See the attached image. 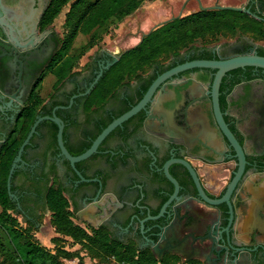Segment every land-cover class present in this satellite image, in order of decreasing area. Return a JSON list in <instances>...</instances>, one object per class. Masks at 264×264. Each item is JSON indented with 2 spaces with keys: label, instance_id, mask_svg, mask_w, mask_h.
Masks as SVG:
<instances>
[{
  "label": "flooded vegetation",
  "instance_id": "1",
  "mask_svg": "<svg viewBox=\"0 0 264 264\" xmlns=\"http://www.w3.org/2000/svg\"><path fill=\"white\" fill-rule=\"evenodd\" d=\"M232 2L215 0L203 5L199 0L198 5L199 9H231L213 8L217 3L242 6L234 10L246 12L248 21L250 17L258 20L257 30L248 24L246 35L231 41H195L141 68L130 67L123 57L150 31L143 32L135 44L125 49L113 52L102 48L88 56L82 67L69 73L38 105L36 117L55 111L64 120L67 148L72 154H79L109 122L137 104L153 82L174 66L193 59H225L249 52L252 47L258 53L264 50V0ZM46 3L47 0H0V17L4 19L0 22V146L15 126L23 123L28 100L41 88L43 76L49 72L61 45L56 29L42 21ZM181 15L180 12L170 19ZM119 63L122 67L116 71V77L107 76L99 98L92 101L93 90ZM238 71L234 68L223 75L216 94L221 115L243 146L247 161L231 198L233 210L230 212L225 202H187L197 208L196 216L204 212L209 215L211 229L193 228L196 224L188 223L181 213L167 219L162 229L148 226L164 218L148 220L144 228L140 223L148 214L157 215L174 192V184L162 169L166 161L174 160L169 171L180 184L179 195L184 196L196 195L197 191L189 170L178 159L196 168L208 194L214 197L222 195L227 180L233 176L232 170L237 168L235 150L220 127L213 88L216 69L210 67L187 68L163 78L146 106L115 127L96 152L75 163L76 168L61 154L57 123L48 118L41 120L10 181L9 193L19 221L29 219L39 227L41 214L51 212L48 191L58 187L69 200L71 217L87 232L107 234L122 244H134L138 250L153 253V241H159L161 234L168 235L170 230L164 226L171 225L178 237L172 244L175 249L165 248L162 258L153 253L159 263L172 260L183 264H264V152L247 149L239 119L231 113L229 96L241 81L233 87L230 84L242 74ZM112 84L114 87L109 89ZM202 165L221 166L224 173L217 176L222 182L217 192L206 186L200 172ZM147 204L151 206L150 212L145 208ZM186 236V250L196 254L190 258L178 251Z\"/></svg>",
  "mask_w": 264,
  "mask_h": 264
},
{
  "label": "trees",
  "instance_id": "2",
  "mask_svg": "<svg viewBox=\"0 0 264 264\" xmlns=\"http://www.w3.org/2000/svg\"><path fill=\"white\" fill-rule=\"evenodd\" d=\"M142 2L143 0H48L42 14L43 23H52L67 6L63 22L66 34L61 38L57 57L49 68V72L55 77L50 83L51 91L45 87V92L41 86L39 91L33 92L25 107L27 113L23 123L16 125L0 146V264H64L58 254L35 240L28 227L22 226L16 216L18 210L7 186L9 170L19 146L36 119L38 105L44 102L45 98L51 95L75 69L83 52L93 44L102 31L107 30L110 24L123 20ZM246 16V12L234 9H199L175 17L147 33L137 45L125 52L123 60L130 67L137 65L141 68L157 58H166L179 52L181 48L190 46L197 38L235 34L237 31L246 32L250 25L253 30H257L259 21L252 17L248 21ZM81 33L87 36V41L75 47L77 37ZM259 54H264V50ZM121 67L119 63L106 73L105 79L93 90L92 101L99 98L106 77L115 78L116 71ZM237 70L242 74L235 78L230 84L231 87L240 81L264 77L263 68L246 66ZM114 84L109 86V89L114 87ZM47 203L51 210L50 219L55 228L74 239L86 241L89 248L104 250L119 263L165 264L159 263L160 260L147 250H138L137 246L122 244L98 231L87 232L71 217L69 200L62 188L51 187ZM26 222L35 226L29 219Z\"/></svg>",
  "mask_w": 264,
  "mask_h": 264
},
{
  "label": "water",
  "instance_id": "3",
  "mask_svg": "<svg viewBox=\"0 0 264 264\" xmlns=\"http://www.w3.org/2000/svg\"><path fill=\"white\" fill-rule=\"evenodd\" d=\"M201 8H207V7L201 5ZM213 8H231V9L240 10L243 7L237 5H225V4L217 3L216 5H214ZM0 22H4L3 17H0ZM163 22L164 21H161L160 23L153 26V28H151L150 31L156 28L159 24H162ZM241 35L244 34L242 32H239L238 37H240ZM246 66H253L255 68L264 69V55L259 54L255 49V47H252L249 52L236 54L225 59H193L174 66L173 68L161 74L153 82V84L149 87L148 91L145 93L144 97L137 104H135L130 109H128L118 117L114 118L111 122H109L96 136V138L93 140L91 145L86 150H84L79 154H72L67 148L64 140V125H65L64 120L59 115H57L55 111L53 112L52 115L37 116L35 121L31 125L28 134L26 135L25 139L19 146L17 154L13 158L7 179L8 189H10V181L12 174L15 171L16 166H18V164L24 160L22 157L23 151L25 150L26 145L30 144L31 137L34 134V132H36V127L41 120L48 118L57 123L58 125L57 143L60 148L61 154L70 161L71 165L74 168H76L75 163L80 160L86 159L94 152H96L101 141L115 127L122 124L123 121H125L130 116L137 113L139 110H141L146 106L157 84L163 78L173 73H177L181 70L192 67L215 68L216 72L213 82V88H214V95H215L214 99H215L218 119L220 122V127L224 132L225 136L227 137L230 146H232L235 150L233 157H235L238 160L237 168L235 170H232L233 176L232 178L227 180V184L225 186V190L222 193V195L218 197L217 196L214 197L208 194L204 184L200 180L196 168L190 162L186 160L178 159V161L183 162V164L189 170L193 178L194 187L197 191L196 195L190 194L188 196L186 194L184 196L182 193L179 195L180 184L178 180L169 171V165L174 160L170 159L166 161L162 169L164 170L167 177L174 184L175 186L174 192L169 197L167 202L162 206L160 212L157 215L148 214L145 218L141 219L140 221L141 227L144 228L145 222H147L148 220L153 221V220H159L160 218H164L163 221H154L153 224H150L148 226V229L151 228L162 229L163 223H166L167 219H169L173 215H176L177 213H181L182 215H184L188 223L196 224L193 228H196L197 226L198 227L202 226L203 230L208 231L209 229H211L213 223L211 222V220H209L208 217L209 215L206 214V212H204L203 214L201 215L197 214L196 216L197 208L193 206L191 203H187V202H190L192 199H194L193 202H195L196 200L197 202H206L207 204L210 205H219L225 202L229 206L230 212L233 210V202L231 198L232 195L234 194V191L236 190V187L238 186L239 182L242 179L247 161L243 146L236 140L233 132L228 128L227 124L225 123L221 115L216 94L220 81L222 80L223 75L227 71L239 67L245 68ZM229 99H230L231 113L239 119V128L246 137L247 149L250 152H255L258 150L264 152V77L263 78L257 77V78L241 81L234 87V90L230 94ZM200 172L204 174V178H205L204 181L208 189L212 192H217L222 183L220 180L217 179V176L224 173L221 171V166L202 165L200 166ZM262 180L263 182L261 183L262 185L261 188H262V194L264 195V177ZM185 202L186 204H184ZM145 208L148 210V212H150L151 206L149 204L145 205ZM136 216L138 217L139 213L136 214ZM196 217H198V219ZM164 227L166 230H170L168 235L161 234L160 237L161 239L157 242L153 241V244L151 246L154 255L158 258H162L165 248H169V249L171 248V250H174L175 248H173L172 244L175 239H178V237L175 235L176 231H174L173 228H171V225L168 224L167 226ZM262 230H264V222H263ZM188 238L189 237L186 236V240L181 241L178 249V251L184 253V256L186 258H190L196 255L193 250H186ZM228 243L229 245L231 244L230 239L228 240Z\"/></svg>",
  "mask_w": 264,
  "mask_h": 264
},
{
  "label": "rangeland",
  "instance_id": "4",
  "mask_svg": "<svg viewBox=\"0 0 264 264\" xmlns=\"http://www.w3.org/2000/svg\"><path fill=\"white\" fill-rule=\"evenodd\" d=\"M200 1L203 5H207L213 4L215 0ZM222 1L226 2V0ZM185 2L186 5L183 7ZM198 2L199 0H143L134 12L118 23L110 24L107 30L102 31L93 44L88 46L83 52L75 68L82 67L83 62L88 56L93 54V52H99L102 48H108L114 52L132 46L140 39L143 32H149L153 26L161 21L169 20L171 17L180 14V12L182 14L181 16H183L194 10H198ZM223 2L219 0V3ZM229 2L234 4L232 0H228V3ZM66 10L67 6L64 7L62 12L49 24L56 29L61 38L66 34V29L63 24ZM239 32L240 31H237L235 34H222L216 37L209 35L204 38H197L195 41L199 43L224 42L225 40L231 41L238 37ZM242 33L246 35L245 32ZM85 41H87V36L81 33L79 37H77L75 47L82 45ZM54 79L55 77L50 72H46L43 79L42 90L45 91L46 87L48 91H51L50 83ZM50 217L51 212L49 214H41L38 219L39 227L30 225L28 222H20L22 226L28 227V231L35 240L58 254L60 260L64 264H124L119 263L115 260L116 258L111 257L109 254L105 253L104 250L89 248L90 246L86 241H79L70 235L58 231L51 222ZM132 245L135 246L134 244ZM167 263L183 264L182 262H175L172 260Z\"/></svg>",
  "mask_w": 264,
  "mask_h": 264
}]
</instances>
